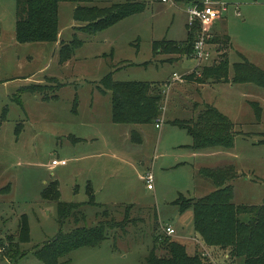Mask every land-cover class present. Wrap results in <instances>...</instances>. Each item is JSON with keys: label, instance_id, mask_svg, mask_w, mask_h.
I'll use <instances>...</instances> for the list:
<instances>
[{"label": "rangeland", "instance_id": "obj_1", "mask_svg": "<svg viewBox=\"0 0 264 264\" xmlns=\"http://www.w3.org/2000/svg\"><path fill=\"white\" fill-rule=\"evenodd\" d=\"M128 1L96 0L91 5L103 8ZM135 1L145 5L142 13L93 35L79 30L83 25L74 19L77 5L62 2L59 41L21 44L15 43L17 0H0V264L16 263L3 254L2 243L7 245L10 236L19 239L23 215L31 240L19 244L24 255L18 264H44L36 250L61 232L93 228L103 220L122 222L130 206L123 228L108 229L100 245L77 249L60 264H148L154 235L169 226L176 229L169 237L191 254L204 259L208 251L212 264H245L243 258L227 259V251L196 239L194 210L181 211L178 201L197 200L215 190L202 169L234 166L240 173L230 182L233 202L248 206L264 202V88L232 81L234 64L245 60L264 71V0H222L229 6L211 31L206 47L210 59L202 64L213 67L228 59L230 80L204 85L185 78L197 67L194 55L179 61L154 55L156 43L188 40L184 6ZM76 39L82 45L62 64L60 50ZM110 74L115 82L163 85L161 128L157 122L112 121V93L100 90ZM2 81L13 83L6 86ZM26 86H39L42 93L20 90ZM210 103L235 125L231 147L194 148L187 130L174 125L183 120L194 127ZM54 161L59 166H53ZM149 173L154 176L152 189L142 179ZM55 181L59 201L51 190ZM59 202L81 205L63 227ZM240 218L249 220L245 215Z\"/></svg>", "mask_w": 264, "mask_h": 264}, {"label": "trees", "instance_id": "obj_2", "mask_svg": "<svg viewBox=\"0 0 264 264\" xmlns=\"http://www.w3.org/2000/svg\"><path fill=\"white\" fill-rule=\"evenodd\" d=\"M199 1L177 0V4H182L185 7ZM62 2H71L77 5L74 19L83 25L79 30L92 35L145 10V5L135 0L103 8L91 5L96 0H17V42L21 44L57 43L59 41V5ZM197 35L198 29L189 30L186 42L180 44L174 42L156 43L154 44V55L162 53L178 57V59L190 58L194 54ZM218 44H222V42H218ZM81 45L82 42L77 39L71 44H64L60 50L61 63L65 64L70 61ZM178 59L175 58V60ZM229 69L230 63L227 59L213 67L197 66L185 78L203 85L227 83L230 80ZM233 69L235 72V76L232 78L233 83H253L264 88V71L251 62L245 60L242 63H236ZM38 88L42 90L39 86H30L22 91L42 93ZM100 90L105 94L108 91L112 93V121L115 124L150 125L155 124L162 116L165 95L162 84L156 82H115L113 75L110 74L102 80ZM255 109L257 118L260 119L261 109L260 107ZM200 113L202 114L198 123H194V127L190 121L183 120H176L174 125L187 130L194 141V148L231 147L235 140L233 122L213 106H205V109ZM133 136L134 140L141 141L137 134ZM200 172L203 177L213 183L216 190L197 200L182 199L178 201L181 211H185L189 207L193 208L197 239L202 240L211 249L227 251L229 255L226 256L227 259L228 257L243 258L245 264H264V202L260 206L237 205L233 202L234 190L230 182L238 175L233 166L217 169L204 168ZM51 190L55 199L59 201L60 195L56 181L52 183ZM45 197H49V192L45 193ZM80 207L81 205L78 204L59 202L61 227ZM131 208L133 207L127 208L126 219L122 222L103 220L93 228H76L70 234L61 232L53 241L38 248L35 256L44 264H60L61 259L77 249L98 246L107 239L108 229L123 228L128 223V210ZM105 214L107 212L103 215ZM243 215L248 216L247 222L241 220L240 217ZM19 229V239L10 236L7 245L2 243L3 254L10 260H16V263L13 262V264H18L17 259L24 255L19 250V244L28 243L31 240L28 219L25 215L21 218ZM161 231V229L158 230L154 235V247L148 256V264H208V262L212 264L207 257L203 259L199 253L191 254L185 245ZM16 234L18 235V233ZM160 250L165 253L163 256L158 255L157 251Z\"/></svg>", "mask_w": 264, "mask_h": 264}, {"label": "built area", "instance_id": "obj_3", "mask_svg": "<svg viewBox=\"0 0 264 264\" xmlns=\"http://www.w3.org/2000/svg\"><path fill=\"white\" fill-rule=\"evenodd\" d=\"M164 4L177 5V0H161ZM229 4L226 1L216 0H200L198 3L185 6V13L189 17V30L198 29L197 39L194 43V59L198 61L197 66H203L202 63L210 59V53L207 52L209 40L211 39V31L219 20L223 17L224 12L227 10ZM213 37V36H212ZM164 119H158L156 127L159 129L162 126ZM57 161L53 162V166L58 165ZM148 183V188L152 189L154 176L149 173L148 176L142 177ZM166 235L174 236L176 230L169 226L165 230ZM204 257L211 259V254L205 251Z\"/></svg>", "mask_w": 264, "mask_h": 264}, {"label": "crops", "instance_id": "obj_4", "mask_svg": "<svg viewBox=\"0 0 264 264\" xmlns=\"http://www.w3.org/2000/svg\"><path fill=\"white\" fill-rule=\"evenodd\" d=\"M221 20H222V18H221ZM221 20H219L218 22H217V26H219V23H221ZM216 26V27H217ZM1 34H2V30H1V24H0V37H1ZM59 36H60V34H59ZM15 43H18L17 42V40H16V34H15ZM0 45H1V41H0ZM1 58V57H0ZM175 58H177L178 59V57H175ZM184 59H186V58H183L182 60H184ZM3 60V58H1L0 59V61H2ZM180 59H178V60H175V61H179ZM250 62V61H249ZM68 63V62H67ZM256 66V65H255ZM196 67V66H195ZM194 67V68H195ZM194 68L190 71L191 73H192V71L194 70ZM190 72H188V74L190 73ZM12 79V78H11ZM11 79H6V80H11ZM12 80H14V81H16L17 82V80L16 79H12ZM2 83H4L6 86H8V85H10L11 83H13V82H11V81H2ZM27 87V86H26ZM26 87H23V88H26ZM30 87V86H29ZM23 88H20V90H22ZM208 105H210V106H213L214 108H216L215 106H214V104H208ZM220 113H222L223 115H224V113L223 112H221V110L219 109V108H216ZM226 116V115H225ZM226 117H228V116H226ZM229 118V117H228ZM230 119V118H229ZM231 120V119H230ZM232 121V120H231ZM233 122V121H232ZM234 124V123H233ZM56 166H59V164L58 165H56ZM227 167V166H226ZM234 167V166H233ZM218 168H224V167H218ZM235 168V170H236V172H237V174L238 173H240V171L238 170L237 171V168L236 167H234ZM213 169H217V168H213ZM215 187V186H214ZM1 190V192H2V189H0ZM215 190H216V188H215ZM214 190V191H215ZM214 191H212V192H214ZM211 192V193H212ZM209 195V194H208ZM207 196V195H206ZM203 198V197H202ZM248 206V205H247ZM253 206H256V205H253ZM174 228V227H173ZM175 229V228H174ZM176 230V229H175ZM197 239V238H196Z\"/></svg>", "mask_w": 264, "mask_h": 264}, {"label": "bare ground", "instance_id": "obj_5", "mask_svg": "<svg viewBox=\"0 0 264 264\" xmlns=\"http://www.w3.org/2000/svg\"><path fill=\"white\" fill-rule=\"evenodd\" d=\"M165 230H166V229L164 228V233H165ZM165 234H166V233H165ZM167 236H168V235H167Z\"/></svg>", "mask_w": 264, "mask_h": 264}]
</instances>
